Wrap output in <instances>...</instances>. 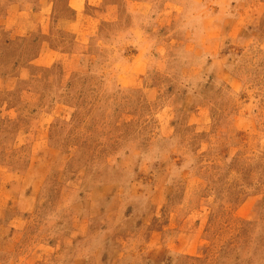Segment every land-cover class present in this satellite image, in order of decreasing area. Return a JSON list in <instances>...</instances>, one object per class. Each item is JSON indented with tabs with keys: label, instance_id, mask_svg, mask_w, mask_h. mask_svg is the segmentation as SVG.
<instances>
[{
	"label": "rangeland",
	"instance_id": "374dc122",
	"mask_svg": "<svg viewBox=\"0 0 264 264\" xmlns=\"http://www.w3.org/2000/svg\"><path fill=\"white\" fill-rule=\"evenodd\" d=\"M76 262L264 264V0H0V264Z\"/></svg>",
	"mask_w": 264,
	"mask_h": 264
},
{
	"label": "crops",
	"instance_id": "0c3cea01",
	"mask_svg": "<svg viewBox=\"0 0 264 264\" xmlns=\"http://www.w3.org/2000/svg\"><path fill=\"white\" fill-rule=\"evenodd\" d=\"M80 258V257H79ZM75 264H78V262H76Z\"/></svg>",
	"mask_w": 264,
	"mask_h": 264
}]
</instances>
